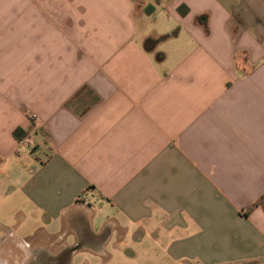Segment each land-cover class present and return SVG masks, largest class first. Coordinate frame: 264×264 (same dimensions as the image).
Returning a JSON list of instances; mask_svg holds the SVG:
<instances>
[{
	"label": "crops",
	"instance_id": "0c3cea01",
	"mask_svg": "<svg viewBox=\"0 0 264 264\" xmlns=\"http://www.w3.org/2000/svg\"><path fill=\"white\" fill-rule=\"evenodd\" d=\"M263 196L264 0H0V264H264Z\"/></svg>",
	"mask_w": 264,
	"mask_h": 264
},
{
	"label": "trees",
	"instance_id": "16d2710c",
	"mask_svg": "<svg viewBox=\"0 0 264 264\" xmlns=\"http://www.w3.org/2000/svg\"><path fill=\"white\" fill-rule=\"evenodd\" d=\"M156 1V3H158L159 2V0H155ZM179 13L181 14V15H185L186 14V11H183V9L182 8H179ZM205 19L206 18H204V17H202V18H200L199 20H198V22L200 23V24H205ZM151 45L153 44V43H150ZM151 48H148L147 50H150ZM21 132H22V130L21 129H16L15 131H14V136L18 139V140H20V141H22L23 140V138H21V136H20V134H21ZM258 206H260L261 208H262V210L264 211V196L259 200V202L256 204V207H258ZM65 261H68V259H69V256L67 255V254H65V256H64V258H63Z\"/></svg>",
	"mask_w": 264,
	"mask_h": 264
},
{
	"label": "built area",
	"instance_id": "2783aa9c",
	"mask_svg": "<svg viewBox=\"0 0 264 264\" xmlns=\"http://www.w3.org/2000/svg\"><path fill=\"white\" fill-rule=\"evenodd\" d=\"M32 118L33 119H36L37 116L36 115H33ZM21 143H23L27 147H33V139H32L31 136H26L25 138H23V140L21 141Z\"/></svg>",
	"mask_w": 264,
	"mask_h": 264
},
{
	"label": "rangeland",
	"instance_id": "374dc122",
	"mask_svg": "<svg viewBox=\"0 0 264 264\" xmlns=\"http://www.w3.org/2000/svg\"><path fill=\"white\" fill-rule=\"evenodd\" d=\"M27 263V262H26ZM22 264H24V262H22Z\"/></svg>",
	"mask_w": 264,
	"mask_h": 264
}]
</instances>
